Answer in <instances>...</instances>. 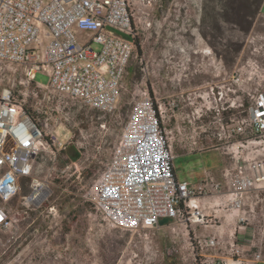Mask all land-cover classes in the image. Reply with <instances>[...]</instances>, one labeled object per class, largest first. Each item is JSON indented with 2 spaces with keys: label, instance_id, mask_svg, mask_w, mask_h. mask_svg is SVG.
<instances>
[{
  "label": "built area",
  "instance_id": "2783aa9c",
  "mask_svg": "<svg viewBox=\"0 0 264 264\" xmlns=\"http://www.w3.org/2000/svg\"><path fill=\"white\" fill-rule=\"evenodd\" d=\"M163 1L0 0V228L13 224V206L17 211L22 207L25 212L48 209L56 214L51 187L73 167L70 175L82 174L80 150L77 159L67 153L74 140L57 133L64 124L57 113L79 102L119 115L137 48V23L145 18L150 26L146 9L162 7ZM39 72L48 76L47 83L36 80ZM218 93L219 99L224 97V91ZM131 102L112 155L86 198L109 225L142 230L150 238L164 218L174 228L204 224L201 198L223 193L225 201L234 199L241 205L247 190L264 188V159L250 160L264 143V91L250 94L242 119L222 126L228 153L235 146L250 148L252 157L226 168L225 180L206 169L197 183L178 179L176 150L204 151L205 143L217 138L212 126L203 125L202 131L194 123L178 122L175 99H155L148 88L132 93ZM233 136L240 139L232 142ZM62 153L66 163L59 167ZM23 183L30 190L21 195ZM197 237L201 252L218 247L217 234ZM232 249L244 252L240 245ZM261 261L262 252L256 249L251 260L237 258L225 264H264Z\"/></svg>",
  "mask_w": 264,
  "mask_h": 264
},
{
  "label": "rangeland",
  "instance_id": "374dc122",
  "mask_svg": "<svg viewBox=\"0 0 264 264\" xmlns=\"http://www.w3.org/2000/svg\"><path fill=\"white\" fill-rule=\"evenodd\" d=\"M261 10L251 29L243 31L225 19L226 0H164L162 7L147 8V20L152 23L146 25L145 18L137 23L141 52L136 48L131 60L119 115L79 102L59 110L58 121L64 124L57 127V133L74 140L67 153L72 157L74 150H80L77 161L82 174L70 175L73 167L51 187L55 215L48 209L25 212L13 206V224L0 228V264H225L237 258L251 260L256 249L261 250L260 263H264V188L247 190L241 205L234 199L225 201L223 193L201 198L204 224L188 228L164 224L150 238L142 230L109 225L94 207L73 220L77 207L91 202L86 198L112 155L132 107V93L145 88L155 99H175L178 122L194 123L202 131L209 124L217 136L213 143H205L204 151L175 158L178 179L197 183L208 169L225 180L226 168L247 163L243 158L252 157L251 149L235 146L228 153L222 126L242 119L250 94L264 91V4ZM94 47L99 48L98 44ZM36 80L47 83L49 78L39 72ZM221 91L224 97L219 99ZM227 105L231 107L222 110ZM238 139L233 136L232 142ZM257 149L253 152L257 156L250 160L264 159V143ZM62 156L60 167L66 163ZM23 184L21 195L30 190L28 183ZM217 226L227 235H217L218 247L201 252L197 235H216ZM233 242L243 247L242 254L233 251Z\"/></svg>",
  "mask_w": 264,
  "mask_h": 264
},
{
  "label": "trees",
  "instance_id": "16d2710c",
  "mask_svg": "<svg viewBox=\"0 0 264 264\" xmlns=\"http://www.w3.org/2000/svg\"><path fill=\"white\" fill-rule=\"evenodd\" d=\"M226 1L229 11L223 14L225 19L243 31H248L249 29H251L255 18L257 17L258 13L260 12L264 4V0H226ZM215 27L219 29L218 25H216ZM136 46L139 52H141L140 42L138 39H136ZM72 157L74 159H77L79 157V154L76 150L72 152ZM58 166L60 167L59 162H58ZM89 207H93V204L91 202H86L79 205L77 209L74 211L73 220H76V218H78L80 215L86 213Z\"/></svg>",
  "mask_w": 264,
  "mask_h": 264
},
{
  "label": "crops",
  "instance_id": "0c3cea01",
  "mask_svg": "<svg viewBox=\"0 0 264 264\" xmlns=\"http://www.w3.org/2000/svg\"><path fill=\"white\" fill-rule=\"evenodd\" d=\"M262 11V10H261ZM183 153H188V151H180V150H176V157H178V155H180V154H183ZM175 173H176V175H177V172H176V170H175ZM178 177V176H177ZM221 226V225H220ZM220 226H217L216 227V229H217V231H218V236L219 237H224V236H226L227 235V232H224L225 230H223V232H222V230H220V229H222ZM227 262V261H226Z\"/></svg>",
  "mask_w": 264,
  "mask_h": 264
},
{
  "label": "water",
  "instance_id": "95a60500",
  "mask_svg": "<svg viewBox=\"0 0 264 264\" xmlns=\"http://www.w3.org/2000/svg\"><path fill=\"white\" fill-rule=\"evenodd\" d=\"M168 218H164L161 220V224L164 225V224H167L168 223Z\"/></svg>",
  "mask_w": 264,
  "mask_h": 264
}]
</instances>
